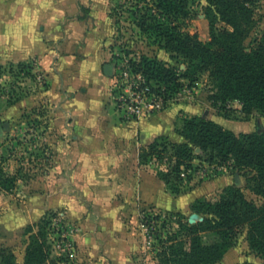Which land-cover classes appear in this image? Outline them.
Returning <instances> with one entry per match:
<instances>
[{"label": "rangeland", "instance_id": "374dc122", "mask_svg": "<svg viewBox=\"0 0 264 264\" xmlns=\"http://www.w3.org/2000/svg\"><path fill=\"white\" fill-rule=\"evenodd\" d=\"M187 2L190 17L177 24L183 32L197 35L203 42L210 41V24L206 18L208 1ZM101 5V12H104V8L108 9L110 16L105 46L113 69L109 92L115 100L119 93L133 96L137 100L141 118L135 122H146L152 117L163 115L166 134L158 138L164 137L177 144L184 142L181 134L184 121L194 117L210 121L237 136L264 135V113L254 111L245 115L239 102H232L226 109H222L213 102L214 84L206 75H200L195 83L183 80L184 87L167 99L158 93H155L156 97H145L142 93L131 90L130 86L135 85V80L127 79L125 73L132 63H139L143 56L157 58L177 69L179 74L186 71V65L182 63V59H173L172 54L161 49L154 43V39L142 34L136 27L137 19L133 12L137 9V1L101 0ZM144 5L142 2L138 3L139 7ZM258 6L263 18L247 40V47L264 34V0H260ZM217 28L231 30L224 23H218ZM73 55L72 52L61 53L66 87L69 89L73 86L72 76L78 72L73 67L82 63V55ZM18 65L0 64V172L9 181L4 189H0V249H10L16 256V263L24 264L31 235L29 228L33 227V234H36L40 221L47 214L55 213L58 219L53 220L46 228L49 259L56 264H80V254L76 247L69 252L62 242V239H67V230H71L68 215L61 210H49L51 204L60 200L51 197L50 189L58 190L61 185L58 161L64 158V152L54 146L65 137L58 132L60 126H56L60 101L65 98L59 96L62 98L54 99L53 102L32 100L31 105L21 107L23 113H18L15 106L19 101L48 90L42 72L31 74V64H28L29 68L23 69ZM56 92L61 95L59 87ZM153 106L155 111L149 113ZM115 108L118 111L116 102ZM197 154L201 160L194 161L197 169L189 172L192 180L183 183V192L175 193L164 183V195L159 196V204L143 199L135 200L134 214L130 211L120 214L126 236L136 245H141L140 250L132 255V261L122 264H159L155 259L156 249L160 247L159 240L166 238L167 232L177 230L179 221L189 224L203 221V217L193 209L197 201L216 202L234 187L240 189L248 201L264 206V198L249 189L245 176L247 171L237 170L232 162L226 165L208 164L199 150ZM142 166L148 173L156 175L160 169H167V164L163 166L156 160L142 163ZM147 216L161 217V221L152 228L139 225L138 218L141 221ZM216 264H264V256L250 248L249 236L247 230H244L224 258Z\"/></svg>", "mask_w": 264, "mask_h": 264}, {"label": "crops", "instance_id": "0c3cea01", "mask_svg": "<svg viewBox=\"0 0 264 264\" xmlns=\"http://www.w3.org/2000/svg\"><path fill=\"white\" fill-rule=\"evenodd\" d=\"M101 11V0H0V64H31L33 74L42 72L48 86L19 101L18 113L32 100L65 98L56 115L58 132L65 137L54 146L64 152L58 161L61 185L50 189L51 197L60 200L49 210L68 215L66 237L79 252L80 264L132 261L141 245L126 236L120 214H134L135 200L159 204L165 190L140 161L142 150L166 134L165 117L126 122L116 110L105 49L110 16L108 9ZM64 52L82 55V63L73 65L78 72L70 89Z\"/></svg>", "mask_w": 264, "mask_h": 264}, {"label": "trees", "instance_id": "16d2710c", "mask_svg": "<svg viewBox=\"0 0 264 264\" xmlns=\"http://www.w3.org/2000/svg\"><path fill=\"white\" fill-rule=\"evenodd\" d=\"M134 1L137 9L132 12L140 32L186 65V71L179 74L177 69L157 58L143 56L139 63H132L134 72L153 82L154 92L167 99L184 87L183 80L195 83L200 75H206L214 84L213 102L222 109L239 102L245 115L254 111L264 113V34L250 47L246 46L263 18L258 6L260 0H207L208 42L183 32L177 24L190 17L187 0ZM141 2L145 4L143 7L138 6ZM218 23H224L231 30L218 29ZM18 67L30 66L21 63ZM181 134L184 142L177 144L164 137L157 138L140 155L141 163L156 160L163 166L167 164L166 171L160 169L157 176L172 191L183 192V183L192 180L189 172L197 169L193 163L201 160L199 150L208 164L232 162L237 170L247 171L249 189L264 198V135L237 136L199 117L185 120ZM7 182L0 172V189ZM193 209L203 221L195 224L179 221L177 230L167 232L156 249L155 259L159 264H216L244 230H247L250 248L264 256V206L248 201L240 189L230 188L216 202L197 201ZM57 219L55 213H49L37 225L36 234L33 227L29 228L31 235L24 264H56L49 259L46 228ZM160 221L161 217L147 216L141 224L152 228ZM0 264H17L15 254L1 248Z\"/></svg>", "mask_w": 264, "mask_h": 264}, {"label": "built area", "instance_id": "2783aa9c", "mask_svg": "<svg viewBox=\"0 0 264 264\" xmlns=\"http://www.w3.org/2000/svg\"><path fill=\"white\" fill-rule=\"evenodd\" d=\"M125 76L127 79L133 78L135 80V85L132 84L130 86L131 90H134V92L142 93L145 97L147 96H153L156 97V92H154L155 86L153 85V82H150L142 75L141 73L134 72L132 66H129V70L125 73ZM116 105L118 107V111L121 114V118L126 121H137L136 119H140V111L137 105V100L133 99L134 97L126 96L125 94H117L116 95ZM156 108H158L156 106ZM152 111H155V107L153 106V109H150L148 112L151 113ZM67 238V237H66ZM63 246L65 249L70 251L75 250V245L70 240H66L63 242Z\"/></svg>", "mask_w": 264, "mask_h": 264}, {"label": "water", "instance_id": "95a60500", "mask_svg": "<svg viewBox=\"0 0 264 264\" xmlns=\"http://www.w3.org/2000/svg\"><path fill=\"white\" fill-rule=\"evenodd\" d=\"M105 69H106V71H107V70H108V67H106ZM6 127H7V126H6Z\"/></svg>", "mask_w": 264, "mask_h": 264}]
</instances>
